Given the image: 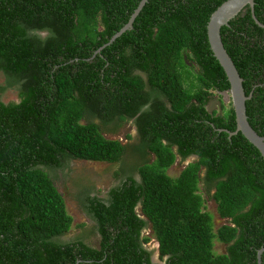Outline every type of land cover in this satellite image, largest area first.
Listing matches in <instances>:
<instances>
[{
  "label": "trees",
  "instance_id": "1",
  "mask_svg": "<svg viewBox=\"0 0 264 264\" xmlns=\"http://www.w3.org/2000/svg\"><path fill=\"white\" fill-rule=\"evenodd\" d=\"M140 1L0 0V264H257L264 160L243 135L226 133L236 129L231 104L206 109L214 92L229 91L207 40L210 16L227 0H148L132 29L105 46ZM254 4L264 25V0ZM220 35L251 94L248 123L264 137V29L245 7ZM7 90L19 103L2 101ZM130 120L137 145L104 137L109 124ZM150 155L138 179L121 167L124 179L106 195L85 191L97 248L60 240L73 219L56 181L71 161ZM189 157L196 161L178 177L167 174ZM200 184L226 221L216 231Z\"/></svg>",
  "mask_w": 264,
  "mask_h": 264
},
{
  "label": "rangeland",
  "instance_id": "2",
  "mask_svg": "<svg viewBox=\"0 0 264 264\" xmlns=\"http://www.w3.org/2000/svg\"><path fill=\"white\" fill-rule=\"evenodd\" d=\"M192 70L196 72L197 69L193 68ZM2 84L3 79L0 77V85ZM222 95L220 96L216 92L212 94L207 106L208 112H217L221 114L223 107L224 109L228 108L231 102L229 103L227 99L230 100V97L228 93ZM1 97L2 101L5 103L18 101L17 93L14 90L5 91ZM94 123L99 124L98 120H95ZM107 127V131L102 130L106 139L118 140L125 146L137 145L139 143L138 132L133 121L120 123L119 125L109 124ZM127 136H130V138H127ZM131 159L132 157H126L120 164L85 162L79 160L71 161L69 169H66L64 173L65 179L56 181L58 191L63 194L67 213L73 219L70 231L60 239L62 242H71L78 238H82L89 246L94 248L98 247L99 236L94 231L95 224L83 212L81 200L87 190H89L92 196L101 197L106 195L111 188L118 185L124 179V173H118L121 167L124 168L122 172H129L131 170L133 176L138 179L136 168L146 162L151 163L154 157L150 155L142 161L138 156L133 157V160ZM194 161H196L195 157H189L184 162H180V160L177 159L174 165L167 171V174L172 178H176L184 167ZM199 188L204 200V211L212 216L214 231H216L220 226L226 224V221L221 220L217 214L216 203L211 198L213 191L207 195L202 184L199 185ZM143 235L151 239L147 247L149 249H155L156 243L150 230H147ZM225 249L226 246L215 242V254H223ZM153 260L155 262L157 261L156 259Z\"/></svg>",
  "mask_w": 264,
  "mask_h": 264
},
{
  "label": "water",
  "instance_id": "3",
  "mask_svg": "<svg viewBox=\"0 0 264 264\" xmlns=\"http://www.w3.org/2000/svg\"><path fill=\"white\" fill-rule=\"evenodd\" d=\"M148 0H141L137 8L132 13L129 21L122 29L117 32L110 41L105 45H109L119 38L124 32L132 29V24L144 5ZM254 0H227L221 4L210 16L207 23V40L212 56L222 68L227 82L229 84L228 95L235 115L236 129L234 132L226 131L229 137L240 133L243 137L257 149L264 160V137L259 136L249 125L246 116L245 103L251 98V94L246 96L242 86L243 80L239 76L235 65L227 54L220 35L222 27L228 26L229 22L233 20L245 7H249L250 14L257 26L264 29L254 14ZM104 46V47H105ZM101 49L97 51L100 52ZM264 248L260 249L257 254V264L261 263V255ZM154 259L158 260V252L155 253Z\"/></svg>",
  "mask_w": 264,
  "mask_h": 264
},
{
  "label": "flooded vegetation",
  "instance_id": "4",
  "mask_svg": "<svg viewBox=\"0 0 264 264\" xmlns=\"http://www.w3.org/2000/svg\"><path fill=\"white\" fill-rule=\"evenodd\" d=\"M189 65V67L191 66L190 64H188ZM195 71V70H194ZM143 79H145L146 80V77L143 75ZM228 101H229V103H230V100L229 99H227ZM210 102V101H209ZM14 103H19V100L18 101H16V102H14ZM209 104V103H208ZM208 104H207V106H208ZM207 106H206V109H207ZM146 107H148V106H146ZM145 107V108H146ZM130 121H132V120H130ZM181 162V161H180ZM182 162H184V161H182ZM156 243V242H155ZM158 248V246H157V243H156V248H155V250Z\"/></svg>",
  "mask_w": 264,
  "mask_h": 264
}]
</instances>
